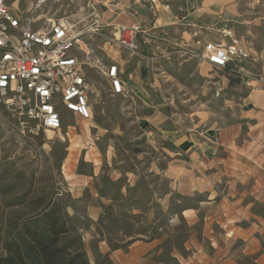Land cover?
Instances as JSON below:
<instances>
[{
  "label": "rangeland",
  "instance_id": "374dc122",
  "mask_svg": "<svg viewBox=\"0 0 264 264\" xmlns=\"http://www.w3.org/2000/svg\"><path fill=\"white\" fill-rule=\"evenodd\" d=\"M9 3L24 18L35 21L34 27H41L54 17L75 24V30L82 32L77 53L86 63L93 116L84 119L68 112L62 128L51 132L36 122L23 125L20 118L0 104V257L7 254L5 246L21 225L42 213L48 202L60 203L69 214L70 205L78 213H86L85 204L72 203L63 176L68 148L77 141L67 135V126L106 128L99 132L104 134L101 141L111 146L110 152L120 159L121 170L141 175L150 170V161L159 155V147L144 137L149 134L144 130L146 126H166L168 130L175 126L202 129L228 126L240 118L241 97L255 87L264 91V0H10ZM166 10H171L172 19L164 18L154 24ZM98 19L105 26L103 32L110 30L104 25L107 22L145 25L147 31L139 37L140 54L121 49L93 31ZM212 41L236 46L237 52L228 68L204 62L203 49ZM116 58L128 79L123 94L110 90L105 75ZM100 148L104 153L102 145ZM104 174L102 177L107 181ZM143 181L145 193L150 186L155 192L158 190L156 176L144 177ZM143 181L140 180V185ZM164 186L169 188V181L161 179V190ZM145 200L139 204L143 206ZM153 216L154 211L143 220L132 218L130 213L127 219L111 218L107 223L112 230L110 237L119 238V230L115 231L119 225L124 226L125 233L151 230L146 224H150L149 218ZM75 224L88 257V243L80 227L89 226L90 221L77 217ZM98 255L95 264H111L107 255Z\"/></svg>",
  "mask_w": 264,
  "mask_h": 264
},
{
  "label": "crops",
  "instance_id": "0c3cea01",
  "mask_svg": "<svg viewBox=\"0 0 264 264\" xmlns=\"http://www.w3.org/2000/svg\"><path fill=\"white\" fill-rule=\"evenodd\" d=\"M171 14L164 11L154 24ZM238 105L239 120L216 129L146 126L144 137L159 155L141 175L121 170L120 159L101 141L106 128L67 126L77 141L68 148L63 176L72 203L85 204L86 213L67 209L90 221L80 227L90 262L99 261V253L111 264H264V91L251 89ZM150 175L158 178L157 193L151 186L144 192ZM161 179L169 188L161 190ZM152 211L151 230L125 233L119 225V238L110 237L111 218L130 213L143 220Z\"/></svg>",
  "mask_w": 264,
  "mask_h": 264
},
{
  "label": "built area",
  "instance_id": "2783aa9c",
  "mask_svg": "<svg viewBox=\"0 0 264 264\" xmlns=\"http://www.w3.org/2000/svg\"><path fill=\"white\" fill-rule=\"evenodd\" d=\"M9 1L0 0V104L20 118L23 125L36 122L46 130H60L66 112L91 118L93 105L86 63L77 53L82 32L75 30V24L54 17L41 27H34L35 21L24 18ZM93 8L98 17L95 5ZM104 25L110 30L103 32L105 26L98 19L92 30L121 49L140 54L138 43L145 32L143 25ZM236 52L234 46L210 42L205 45L202 58L210 66L224 69ZM105 75L114 94L125 92L120 64H109Z\"/></svg>",
  "mask_w": 264,
  "mask_h": 264
},
{
  "label": "trees",
  "instance_id": "16d2710c",
  "mask_svg": "<svg viewBox=\"0 0 264 264\" xmlns=\"http://www.w3.org/2000/svg\"><path fill=\"white\" fill-rule=\"evenodd\" d=\"M71 216L58 202L24 222L5 248L0 264H91Z\"/></svg>",
  "mask_w": 264,
  "mask_h": 264
},
{
  "label": "bare ground",
  "instance_id": "6f19581e",
  "mask_svg": "<svg viewBox=\"0 0 264 264\" xmlns=\"http://www.w3.org/2000/svg\"><path fill=\"white\" fill-rule=\"evenodd\" d=\"M47 130H49V129H47ZM49 131L53 132L52 130H49Z\"/></svg>",
  "mask_w": 264,
  "mask_h": 264
}]
</instances>
